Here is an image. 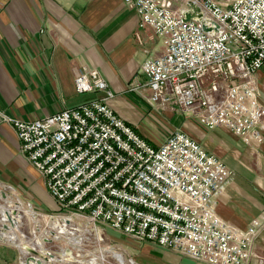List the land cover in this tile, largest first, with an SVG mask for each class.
I'll return each mask as SVG.
<instances>
[{"label": "built area", "instance_id": "obj_1", "mask_svg": "<svg viewBox=\"0 0 264 264\" xmlns=\"http://www.w3.org/2000/svg\"><path fill=\"white\" fill-rule=\"evenodd\" d=\"M122 1L161 42V51L141 65L144 100L153 109L177 108L207 128H224L247 145L259 142L264 0ZM189 1L216 31L184 18ZM73 82L77 92L100 96L29 121L3 117L43 178L59 210L54 217L70 219L69 232L79 220L95 234L108 227L205 264H251L253 258L264 264L253 250L262 223L241 230L215 211L232 175L218 156L180 129L157 145L146 140L108 103L113 93L96 68L82 65Z\"/></svg>", "mask_w": 264, "mask_h": 264}, {"label": "crops", "instance_id": "obj_2", "mask_svg": "<svg viewBox=\"0 0 264 264\" xmlns=\"http://www.w3.org/2000/svg\"><path fill=\"white\" fill-rule=\"evenodd\" d=\"M161 49L151 28L140 27L136 11L122 0H0V183L8 198L17 190L36 211L59 213L3 117L29 121L98 98V92H77L73 82L82 65L96 68L113 93L108 103L146 140L157 145L180 129L227 165L232 175L216 196L215 211L241 230L254 220L262 223L253 250L264 257V131L259 142L247 145L177 108L153 109L138 92L146 81L141 65ZM256 79L264 101V64ZM5 232L0 230L8 236L0 239V264H22L24 250Z\"/></svg>", "mask_w": 264, "mask_h": 264}, {"label": "rangeland", "instance_id": "obj_3", "mask_svg": "<svg viewBox=\"0 0 264 264\" xmlns=\"http://www.w3.org/2000/svg\"><path fill=\"white\" fill-rule=\"evenodd\" d=\"M193 120L198 123L197 119ZM145 126L147 127V125ZM0 190L6 193V188L0 187ZM15 191L16 192L13 197L7 198L8 202H10L9 207L17 208L18 213L21 214L20 220L17 226H9L6 230L2 228L1 225L3 222L0 220V230L2 229L6 231L5 233H9V239H11V242L20 247L19 244L25 243V241L28 239H31L34 241V243L36 242V239L42 240V236L46 234L51 228H53L50 221V216L55 215H52L49 213L51 211L48 212L47 210L41 212L36 211V208L33 207L34 205L28 203L25 198H22L20 195L21 192L19 194L17 190ZM8 202L4 201V205L0 202V212L1 208L8 206L6 205ZM33 213L34 215L32 216L31 214ZM43 215L47 216L48 228L50 229L40 233L37 219ZM4 223L9 222L5 221ZM77 226H79V228L76 229V232H69L68 230L66 233L59 235L57 239H54L52 242H60L61 244L65 243V247H59L55 249L50 248L61 259L60 263L56 262L54 264H92L90 263L91 260H94L97 264H205L194 259L192 260L189 257L181 256L168 249L161 248V250H159L158 248L160 247L154 246L153 248L148 247V245H141L148 244V242L140 243L139 241L132 240L125 236L121 237L117 234V232L109 229L108 227H104V229L101 230L98 229V234H95L89 229V227H86L81 222H78ZM86 228H88V230ZM71 237H75L74 239L78 242H69L68 239ZM0 238L8 239V236H0ZM80 243L85 244L87 248L86 251H83L80 248ZM48 245L49 244H45L46 247H48ZM66 247L71 248L73 255H77V258L82 261H65L63 256L60 255V250Z\"/></svg>", "mask_w": 264, "mask_h": 264}, {"label": "water", "instance_id": "obj_4", "mask_svg": "<svg viewBox=\"0 0 264 264\" xmlns=\"http://www.w3.org/2000/svg\"><path fill=\"white\" fill-rule=\"evenodd\" d=\"M187 8L182 9L181 13L183 14L185 19H196L199 20L202 28L205 31L217 30V26L215 23L211 22L208 18L202 17L199 11L198 6L189 1L186 3ZM211 22V25L208 26L207 23ZM1 197L4 201L8 202L7 194L4 191L0 190ZM10 202H8V206ZM20 213H18V209L15 207H9V209L1 208L0 212V220L2 223V228L4 230L8 229L9 226H17L20 220ZM32 216L34 215L31 214ZM8 221L9 223H4ZM50 221L52 223V227L46 234L42 236V240L36 239V242L33 244L25 243L19 244L20 248L24 250L25 257L22 264H54L60 263L61 259L58 255L51 250L49 247H46L45 244H52L54 239H57L59 235H62L68 231L67 224L70 222L69 218H56L54 216H50ZM9 224V225H8ZM78 242V241H76ZM60 255L63 256L65 261L69 262H81L82 260L77 258V255H73V251L71 248H62L60 250ZM66 258V259H65ZM90 263L97 264L94 260H91Z\"/></svg>", "mask_w": 264, "mask_h": 264}, {"label": "bare ground", "instance_id": "obj_5", "mask_svg": "<svg viewBox=\"0 0 264 264\" xmlns=\"http://www.w3.org/2000/svg\"><path fill=\"white\" fill-rule=\"evenodd\" d=\"M37 223H38V226H39V230H40V233H42L43 231H45V230H48V229H50V228H48V223H47V216L45 215H43V216H40V217H38V219H37ZM75 238V237H74ZM73 237H71L70 239H68V241L69 242H72V243H74L76 240L74 239ZM27 242H29V243H34V241H32L31 239H28V240H26ZM77 244V243H76ZM81 244V246H80V248L83 250V251H86L87 250V248H86V246H85V244L84 243H80ZM83 244V245H82ZM79 245V244H78ZM48 247L49 248H59V247H65V243L63 244H61L60 242H55V243H52V244H49L48 245ZM60 250V249H59ZM66 259V258H65Z\"/></svg>", "mask_w": 264, "mask_h": 264}]
</instances>
